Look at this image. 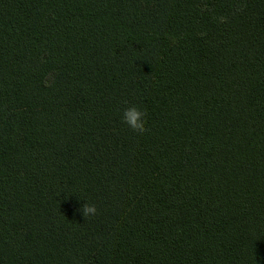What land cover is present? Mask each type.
I'll list each match as a JSON object with an SVG mask.
<instances>
[{"label":"trees","instance_id":"1","mask_svg":"<svg viewBox=\"0 0 264 264\" xmlns=\"http://www.w3.org/2000/svg\"><path fill=\"white\" fill-rule=\"evenodd\" d=\"M0 264H264V0H0Z\"/></svg>","mask_w":264,"mask_h":264},{"label":"clouds","instance_id":"2","mask_svg":"<svg viewBox=\"0 0 264 264\" xmlns=\"http://www.w3.org/2000/svg\"><path fill=\"white\" fill-rule=\"evenodd\" d=\"M147 115L148 113L146 109H142L138 105H133L124 109L121 120L133 131L137 133H145L148 130L146 127ZM81 211L86 218H90L95 216L98 209L94 203H85L82 206Z\"/></svg>","mask_w":264,"mask_h":264}]
</instances>
